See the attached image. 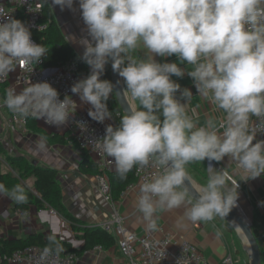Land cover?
Here are the masks:
<instances>
[{"label": "clouds", "instance_id": "clouds-1", "mask_svg": "<svg viewBox=\"0 0 264 264\" xmlns=\"http://www.w3.org/2000/svg\"><path fill=\"white\" fill-rule=\"evenodd\" d=\"M74 2L51 0V5L71 10ZM79 8L91 38L80 41L82 60L91 73L74 83L71 92L91 106L93 120L111 119L107 101L114 85L100 78L111 60L126 84L125 94L141 106L123 115L118 127L108 125L98 146L114 158L121 177L152 157L163 166L140 188L137 207L148 228H156L158 210L185 204L190 206L184 215L192 222L217 216L225 220L238 207V185L229 187L228 172L209 166V179L193 202L186 166L229 157L252 179L264 174V140L256 139L264 126H250L252 116L264 117V0H79ZM137 50L144 58L132 55ZM47 54L43 44L32 41L25 23L0 9V79L18 62L38 64ZM153 54L176 55L194 65L188 75L198 92L226 113L219 127L211 120L207 127H197L175 98L181 86L171 77L182 78L184 71L177 63H158ZM191 95L188 89L182 92L185 98ZM72 103L67 96L60 100L48 82L31 83L19 92L9 88L3 99L12 113L52 126L69 121Z\"/></svg>", "mask_w": 264, "mask_h": 264}, {"label": "crops", "instance_id": "crops-1", "mask_svg": "<svg viewBox=\"0 0 264 264\" xmlns=\"http://www.w3.org/2000/svg\"><path fill=\"white\" fill-rule=\"evenodd\" d=\"M48 2L63 35L82 59L85 49L80 41L84 39L90 41L91 38L88 36L86 25L82 19L79 0H75L71 10L65 8L63 11L59 6L53 7L51 0ZM132 55L144 58V53L140 50ZM153 55L158 63H177L184 71L182 78L174 75L171 77L181 86L180 91L175 94V98L185 104L187 115L193 119L197 127H207L210 120L216 127H219V123L226 119V113L212 103L209 98H205L198 92L194 80L188 75V72L194 70V65L180 60L176 55L170 57ZM87 67L91 73L90 67L88 65ZM106 68L107 64L100 77L102 80ZM15 76L16 69L9 73L7 88L3 90L0 86V143L3 150L6 155H23L34 165L57 170L64 203L77 220L89 225L104 226L118 216L125 228L139 236L151 234L156 238H162L165 235H170L176 243L191 242L198 247L210 264H251L250 249L242 233L234 225L223 221L218 216L211 221L192 222L184 215L186 208L190 206L185 204L170 211L158 210L155 213L156 228L149 229L148 222L138 211V197L135 192L126 189L118 200H106L101 192L98 176L83 172L82 151L73 141L68 124L52 126L45 123L43 119H37L45 132L69 135L66 144H52L45 136L30 131L26 124L22 123L23 117L12 113L3 106L7 89L15 88L19 92L28 87V85H16L14 83ZM123 84L126 89L124 80ZM184 89L190 90L192 95L183 97ZM127 96L129 99V95ZM112 98L113 93L109 100L111 101ZM71 100L74 102L72 103L74 110L95 124L104 125L114 122L113 118L106 119L103 123L93 120L88 115L91 106L82 103L77 94L73 93ZM135 102L141 107L138 100ZM251 121L252 117L250 123ZM220 132H223V129H220ZM209 166L217 171L223 169L228 172L229 187L238 185V207L234 209L250 225L258 240L262 264H264V207L260 206V202L264 201V174L252 179L238 167L235 160L229 157H225L219 162L207 159L195 161L186 167L190 180L198 191L206 185L209 179ZM0 171L3 174L12 172L5 155L0 156ZM114 172H117L116 169ZM24 186L27 190L36 192L33 178L28 179ZM193 202L195 201L193 200ZM53 211L31 210L28 214H22L13 200L0 191V234L3 238L10 240H24L32 234L42 232L47 237H56L72 246L75 245L77 249L82 248L83 242L79 244L75 241L77 239L71 230L70 223L58 213L54 214ZM176 249L177 245H172L170 248L173 252ZM77 264H130V262L121 254L116 241V244L109 248H95L84 253L79 257Z\"/></svg>", "mask_w": 264, "mask_h": 264}, {"label": "built area", "instance_id": "built-area-1", "mask_svg": "<svg viewBox=\"0 0 264 264\" xmlns=\"http://www.w3.org/2000/svg\"><path fill=\"white\" fill-rule=\"evenodd\" d=\"M0 9H3L7 15L25 23L31 31L32 41L37 43L34 33L46 29L45 25L40 22L43 11L41 0H0ZM42 63L43 59L38 64L34 62L26 65L18 62L15 67L14 83L30 86L31 83L48 82L58 91L60 100L66 96L71 98L72 86L81 80L76 75L77 64L69 62L58 68H43ZM8 82L9 75L7 78L0 79V85ZM69 115L70 119L66 124L69 125L71 136L79 148L88 153L101 171L113 172L116 169L114 158L108 157L102 147L98 146L97 141L104 138L108 125L115 128L114 122L97 125L86 116L77 113L72 104ZM26 122V118H24L22 123L25 125ZM250 126L254 129L264 126V117L252 116ZM256 137L257 140H264V130H257ZM253 143H256V140ZM162 171L163 166L158 164L155 157L150 158L147 165L137 164L135 167L137 180L127 190L135 192L139 197L142 184ZM98 178L101 192L106 200L112 201L108 181L102 176H98ZM21 213L28 214V212ZM103 227L113 234L121 254L128 259L130 264H210L198 247L191 242L176 243L170 235H165L162 238H156L151 234L139 236L125 228L118 216ZM172 245H177L174 252L170 250ZM4 259L7 264H77L79 257L65 251L60 253L45 247L29 246Z\"/></svg>", "mask_w": 264, "mask_h": 264}, {"label": "trees", "instance_id": "trees-1", "mask_svg": "<svg viewBox=\"0 0 264 264\" xmlns=\"http://www.w3.org/2000/svg\"><path fill=\"white\" fill-rule=\"evenodd\" d=\"M41 2L43 11L40 22L45 25L46 29L34 33V39L37 44H43L48 50V54L43 58L41 66L43 68H58L65 63L73 62L77 64L76 75L81 79L87 78L90 75L89 69L63 35L48 0H41ZM103 80L112 82L109 63L107 64ZM7 85L8 83L0 86L5 90ZM107 107L112 114L115 127H118L123 114L117 112L116 108L118 104L115 97L113 101L108 99ZM161 119H163L162 116ZM26 121V127L30 131L45 136L50 143L64 145L68 142L69 135L49 134L42 129L37 119L32 117L26 118ZM73 141L75 142L74 139ZM81 151L83 156V172L106 178L112 201L118 200L126 189L136 182V165L126 175L121 177L118 172L101 171L98 165L90 159L88 153L82 149ZM1 155L6 156V161L12 172L3 174L0 171V191L8 195L21 212L54 210L59 216L70 223L75 238L83 242L82 248L75 249L70 243L56 237H47L42 232L32 234L24 240H10L3 238L0 234L1 264H7L4 259L6 256H11L16 251L23 250L29 246L45 247L60 253L65 251L80 257L84 253L92 251L97 247L109 248L116 244V239L113 234L106 231L103 226L81 223L66 207L62 189L58 183L57 170L34 165L23 155H6L0 143ZM31 178L35 180L36 192L27 190L24 186V183ZM17 187L22 189V192L16 191ZM19 195H23L25 199L23 201L18 200L17 196Z\"/></svg>", "mask_w": 264, "mask_h": 264}, {"label": "water", "instance_id": "water-1", "mask_svg": "<svg viewBox=\"0 0 264 264\" xmlns=\"http://www.w3.org/2000/svg\"><path fill=\"white\" fill-rule=\"evenodd\" d=\"M109 65L111 69L112 84L114 85L113 92L115 94L117 104L119 105L122 111V114L125 115L126 113L129 112V110L133 109V106L130 103L127 94H125L124 92L125 87L123 84V79L122 77L119 76L118 72L113 69L111 60H109ZM185 183L187 184L188 182L186 181ZM190 189H191V196L194 200V198L198 195L199 191L196 189V187L194 186L191 180H190ZM53 212L55 214V211ZM221 219L227 223L234 225L242 233L250 249V261H251L250 263L262 264V257H261L259 243L250 225L246 221H244V219L240 215L237 214L234 208L229 213V215L225 217V220L223 218ZM75 241L79 244L82 243V241L79 240H75ZM73 247L77 249V246L73 245Z\"/></svg>", "mask_w": 264, "mask_h": 264}, {"label": "rangeland", "instance_id": "rangeland-1", "mask_svg": "<svg viewBox=\"0 0 264 264\" xmlns=\"http://www.w3.org/2000/svg\"><path fill=\"white\" fill-rule=\"evenodd\" d=\"M114 97H115V94H114V92H113V98L111 99V101L114 100ZM129 99H130V101H131V103H132V105L134 106L135 109H140V107L136 104V102H135L134 100L131 99L130 95H129ZM116 109H117V112H118V113H122V111H121L119 105H118V107H117ZM92 122H93V121H92Z\"/></svg>", "mask_w": 264, "mask_h": 264}]
</instances>
